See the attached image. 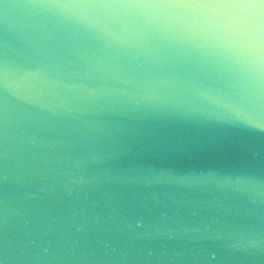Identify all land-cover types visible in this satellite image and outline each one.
Here are the masks:
<instances>
[{"label": "water", "instance_id": "1", "mask_svg": "<svg viewBox=\"0 0 264 264\" xmlns=\"http://www.w3.org/2000/svg\"><path fill=\"white\" fill-rule=\"evenodd\" d=\"M245 175L264 180V0H0V264H264Z\"/></svg>", "mask_w": 264, "mask_h": 264}, {"label": "clouds", "instance_id": "2", "mask_svg": "<svg viewBox=\"0 0 264 264\" xmlns=\"http://www.w3.org/2000/svg\"><path fill=\"white\" fill-rule=\"evenodd\" d=\"M43 7L49 10L56 9H73V8H92V7H123L129 9H137L148 7V5L129 3L120 5H82V4H49ZM59 14V13H58ZM155 35L160 42L161 51L170 59H187L191 53L188 48V42L181 36L176 34H167L162 30L155 31ZM212 87V85H209ZM172 92H161L160 98L167 99ZM186 103H197L202 96L201 93L193 94L191 89L183 91ZM233 189L243 195L251 198L264 199V180L251 175L239 176L232 182Z\"/></svg>", "mask_w": 264, "mask_h": 264}]
</instances>
